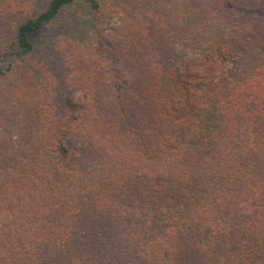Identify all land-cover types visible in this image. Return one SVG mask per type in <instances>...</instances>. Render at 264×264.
I'll list each match as a JSON object with an SVG mask.
<instances>
[{
    "label": "trees",
    "instance_id": "obj_1",
    "mask_svg": "<svg viewBox=\"0 0 264 264\" xmlns=\"http://www.w3.org/2000/svg\"><path fill=\"white\" fill-rule=\"evenodd\" d=\"M0 264H264V0H0Z\"/></svg>",
    "mask_w": 264,
    "mask_h": 264
},
{
    "label": "rangeland",
    "instance_id": "obj_2",
    "mask_svg": "<svg viewBox=\"0 0 264 264\" xmlns=\"http://www.w3.org/2000/svg\"><path fill=\"white\" fill-rule=\"evenodd\" d=\"M43 2V1H42ZM73 10L75 11V12H77L78 14H85V11L87 10L86 9V7L85 6H81V5H75V6H73ZM81 16V15H80ZM118 23H119V20H118V18L117 17H114L112 20H111V24H110V26L112 27V28H115L117 25H118Z\"/></svg>",
    "mask_w": 264,
    "mask_h": 264
}]
</instances>
